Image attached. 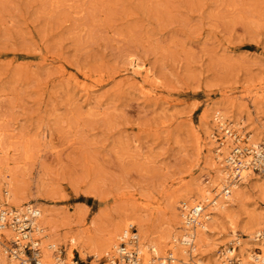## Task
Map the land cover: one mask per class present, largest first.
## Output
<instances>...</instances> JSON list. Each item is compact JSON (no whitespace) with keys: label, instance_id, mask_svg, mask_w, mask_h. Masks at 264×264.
<instances>
[{"label":"rangeland","instance_id":"obj_1","mask_svg":"<svg viewBox=\"0 0 264 264\" xmlns=\"http://www.w3.org/2000/svg\"><path fill=\"white\" fill-rule=\"evenodd\" d=\"M263 85L264 0H0V168L22 208L46 209L51 264L60 252L64 264H103L95 254L127 222L157 241L181 231V198L212 183L225 147L213 110L249 133ZM235 202L209 220L192 264L246 247L264 175Z\"/></svg>","mask_w":264,"mask_h":264},{"label":"bare ground","instance_id":"obj_2","mask_svg":"<svg viewBox=\"0 0 264 264\" xmlns=\"http://www.w3.org/2000/svg\"><path fill=\"white\" fill-rule=\"evenodd\" d=\"M137 64H138V62H137ZM137 64L134 66L135 67L134 72L137 74H142V72H139L138 69H142L143 66H140ZM260 91H261L260 96H257L258 98L255 101L257 108L260 110V115H259V119H258L259 125L257 127L256 126L251 127L248 125V129H249L248 132H249L250 140H251L250 143L255 147H258V146H260V144L264 143V85L261 87ZM255 96H256V94H255ZM221 107H223V106H221ZM224 107H225V105H224ZM218 108H220V107H218ZM218 108L216 110H213V108H212L213 111H216L215 115L213 117L214 121H215V125H217V126L219 125V128H221L225 125H228L227 122H225V121H226V118L229 117L235 121V123H236L235 126H237L239 128L240 127L243 128V130H241V132H239V133L245 134L244 132H246L247 130L245 129L246 131H244V125H242V122H245V120L242 117L232 116L229 114L228 111L227 112L225 111L226 113L223 112L224 108H223V110H218ZM238 114H236V115H238ZM212 115L213 114H211V116ZM232 126H234V124ZM211 135H212V133H211ZM224 146H225L224 148L217 147L215 149V152H216L215 156L218 159L217 162H219V165H217L218 168L216 170V175L212 178V183L209 185H206V184L204 185L203 183L202 184L200 183L198 188L195 191L190 192L189 194H187L186 196L181 198L182 202L184 201L185 204H186V202H188L191 204L197 203L196 205H201V204L206 205L208 207L209 212L212 214V217H210V219L211 218H218L221 214L223 216V213L227 212L229 210V208L236 203L235 198L239 195V192L243 188V183L248 182L254 175L257 176V173L254 174V173H250V172H245L243 174V179H242V180H244V182H239L238 184L234 185L233 195H229V196L225 195L223 193L224 189L229 184V181L227 180L228 168H227L226 164H225L226 165L225 166L221 163V160L223 158H225L226 154L229 153V145L224 144ZM0 166H1V164H0ZM12 185H13L12 180L8 179V175H6L4 173V171L1 170V168H0V198H3L2 199V202H3L2 206L10 204V205H12V209H13V210H11V213L19 214V213H21V211H23V209H25V208H22V206L24 204L26 205V203H24V201H22L20 198H17V196H15L16 194L14 195V197L11 196L13 193L11 191V189L13 188ZM32 197H33V195H32ZM17 199H19V200H17ZM26 200H28V199H26ZM42 204L43 203H41V205ZM185 204L182 205L183 208L189 207L187 204L186 205ZM2 206H0V207H2ZM179 206H181V205H179ZM28 207H30V205ZM43 208L44 207H42V208L37 207V209H36L37 215L39 217L38 226H37V232L39 234H41V233L43 234V232L46 230L42 226V224L44 225V223H41V220L45 217V210H46V209L43 210ZM183 210H182L181 216H180L182 218V220H181V222H179V225H178L179 228H181L182 230L181 231L178 230L179 232L176 230L177 233H172V236L170 235L171 237L167 241H165V240L164 241H159V240L157 241L153 238H147V236L145 234L146 232L143 231L142 227L140 228V232L142 235L141 243H140V251H141V254L143 256L144 263L146 262L147 264H156V260H157L156 257L159 256V254H162V253H159V248H160L161 249L160 252L165 251V250H170V251H172L171 253L173 255L176 254L179 264H192V262H190V259L198 255L197 249L203 248V246H205L208 243L207 242V236L209 235L210 228L208 226L209 223H206L202 227L195 230V235H196L195 249L192 252H190L187 249L185 244L187 242L189 231L187 229L185 230V228L183 227L184 222H185V213ZM228 213H229V211L227 212V214ZM223 218L228 220V218H226V216ZM229 220H232V219H229ZM255 221H256V223L254 222L255 225L253 226V228L251 227L252 228L251 230H248V229L246 230V232L248 231L247 232L248 237L244 241H246L247 244H246V247H245V245L242 246L243 244L241 245V249H240L239 253H241L243 255V258L240 259L241 260L240 264H250L251 260H253V262H256V264H264V239L259 240L257 238L259 236V234L262 232L260 229L264 225V214H261V216L259 215V218ZM42 222H44V221H42ZM130 224L131 223H129V222L123 224L117 232L112 234L107 240H105V242L102 243L101 251H99L98 254H95V255L97 256L100 254L99 255V256H101L100 258L111 257V256L116 255V248L118 245V239L117 238L120 235L119 232H122L125 229H127ZM212 224H215V223L212 222ZM185 227H186V225H185ZM235 227H234V229H235ZM236 229H237V227H236ZM235 233H237L236 230H235ZM2 234L6 235L9 240H11L15 237L14 233L11 229L6 230L4 233H2L0 231V236ZM48 235L46 232L45 237H47L46 238L47 241L44 240L42 243V250H44L43 255H42L44 264H51L54 262V260H55L54 249L57 247L56 243H53V241H52L55 239H50L51 237H49L50 235L49 236ZM250 242H251V244L253 243L254 246H257V248L261 249L262 254H257V255L252 254L251 253V246L252 245H250ZM240 243H242V242H240ZM144 251L147 253L146 257L143 253ZM173 252H175V253H173ZM1 255H2V253H0V264L9 263V262H6V259H4L5 260V262H4V260H2ZM72 256H73V253L70 252L69 253L70 260H71ZM198 259H199V260H197L198 262H196L194 264H203L202 260H200L201 258H198ZM215 259L218 261L217 262L216 260H214V261H216V264H225L224 260H221L219 258H215ZM10 260H12L11 264H17L16 262L13 261V259H10Z\"/></svg>","mask_w":264,"mask_h":264},{"label":"built area","instance_id":"obj_3","mask_svg":"<svg viewBox=\"0 0 264 264\" xmlns=\"http://www.w3.org/2000/svg\"><path fill=\"white\" fill-rule=\"evenodd\" d=\"M221 136L218 142L221 146L229 144L230 150L226 157L228 168L227 180L229 184L224 189V194H232L234 185L243 179L245 172L264 175V143L255 147L250 143L249 133L241 134L230 125L221 127ZM37 207L30 205L21 213L13 214L8 205L0 207V231L4 233L11 229L14 233V240L9 244L5 235H2L3 242H0V253L5 254L10 259H14L19 264H44L41 239L37 238L38 215ZM185 225L189 231L186 247L192 252L196 246L195 230L208 223L211 213L204 204L185 207ZM264 239V229L257 237ZM141 236L139 229L135 224L129 225L127 229L118 236V245L116 255L107 257L103 264H145L140 251ZM241 248L239 240L225 249L221 256L225 264H240L238 252ZM57 252V251H56ZM55 252V253H56ZM56 257L55 264H64L63 252ZM156 264H175L177 259L171 252L166 257H156ZM74 264H80V260L73 258Z\"/></svg>","mask_w":264,"mask_h":264}]
</instances>
